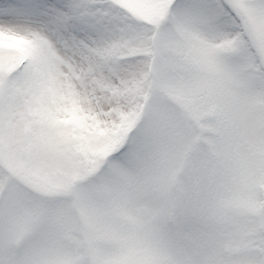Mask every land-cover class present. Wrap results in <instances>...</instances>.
<instances>
[{
	"label": "rangeland",
	"instance_id": "obj_1",
	"mask_svg": "<svg viewBox=\"0 0 264 264\" xmlns=\"http://www.w3.org/2000/svg\"><path fill=\"white\" fill-rule=\"evenodd\" d=\"M155 27L134 115L109 118L107 142L81 153L80 238L114 246V264H249L264 242V51L253 62L167 13ZM0 229L30 233L7 215Z\"/></svg>",
	"mask_w": 264,
	"mask_h": 264
},
{
	"label": "snow or ice",
	"instance_id": "obj_2",
	"mask_svg": "<svg viewBox=\"0 0 264 264\" xmlns=\"http://www.w3.org/2000/svg\"><path fill=\"white\" fill-rule=\"evenodd\" d=\"M165 13L253 62L264 51V0H0V221L30 227L19 243L0 229V264H114V246L80 238L75 175L81 153L109 139L108 119L123 127L134 115L140 53ZM248 259L264 264V242Z\"/></svg>",
	"mask_w": 264,
	"mask_h": 264
}]
</instances>
